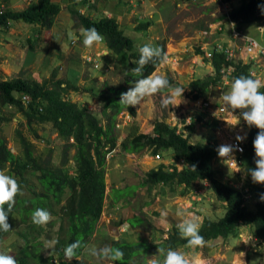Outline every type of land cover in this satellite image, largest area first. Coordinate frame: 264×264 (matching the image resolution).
Here are the masks:
<instances>
[{
    "label": "rangeland",
    "instance_id": "obj_1",
    "mask_svg": "<svg viewBox=\"0 0 264 264\" xmlns=\"http://www.w3.org/2000/svg\"><path fill=\"white\" fill-rule=\"evenodd\" d=\"M242 1L86 0L82 5L78 4V0H53L61 6V12L51 29L25 22H12L8 27L0 28V82L15 79L41 84L56 80L70 82L79 91L70 92L65 97L66 100L88 108L104 125L107 123V116L104 101L98 95L102 93L104 98L111 95V90L122 89H125V93L131 85H126L123 81L124 66L121 57L110 51L104 42L91 49L83 45V27L74 16V11L93 20L114 17L126 35L132 37L138 49L144 44L158 46V43L164 42L168 59L155 73L164 75L171 85L185 89L183 103L178 107H161V101L166 97L157 94L146 103L133 108L136 112L134 116L128 110L118 115L114 129L117 145L106 158V197L102 216L84 254L90 263L109 264L93 257L91 250L112 247L113 240L123 239L130 243L147 241L166 250V247L160 245L164 244L184 218L180 215L182 211L199 217L201 227L206 219L217 221L226 214L227 202L218 199L209 181L198 182L188 188L163 184L154 187L141 185L147 174L160 165L168 172H180L189 168L190 165L184 160H178L174 152L162 151L161 160H157L152 148L130 154L122 146L124 141H130L136 135H153L156 123L163 122L176 128L177 134L188 138L191 143L211 145L216 151L220 145H233L238 135L246 137L241 142L245 151L251 128L242 119L237 126H231L232 117L220 99L223 93L229 91L232 81L223 78L205 92L194 93L190 87L193 81L203 82L216 76L208 56L212 54V50H219L220 47L223 52H229V60L249 65L251 78L264 80V59L256 49L251 52L249 50L252 40L264 46V32L257 30L258 27H264V19L244 23L240 28L236 23L235 28L241 32L236 38L232 37L233 27L227 21L226 16L237 9ZM37 2L38 0H0V11H22ZM147 22H151L147 30L137 29L141 23ZM70 34L78 39L73 41ZM23 97L20 96L22 100ZM234 114L239 116V111ZM190 127L193 129L190 130ZM19 133L33 144L34 157L41 167L67 169L70 175L76 174L73 160L76 148L73 140L66 147L52 125L36 123L28 127L27 120L18 107H0V137L5 139L15 156L23 159ZM242 155L235 152V160H240ZM66 157L68 161L63 165ZM211 165L219 180L243 193L247 206L253 208L256 205L257 200L249 187L251 178L243 161L239 165L240 172L237 173H234V167L229 166V169L218 154ZM11 170L9 164L0 167V171L12 176L18 183L22 179L26 180L25 186L19 184L22 197H31L33 191L40 193V170L30 167L23 177ZM121 195L114 204L113 199ZM65 206L66 201H62L55 208L58 213L50 212L54 219L41 227L43 234L39 236V241L44 244L43 256L58 264L68 261L63 256L55 255V245L50 250L46 243L49 240L57 241L60 235L67 237L69 220L62 212ZM162 213L166 215L162 216ZM130 218H140L144 224L133 227L127 222ZM9 224L11 232L1 239L0 253L17 258L26 245L21 233H24L27 226L18 215ZM237 225L236 235L207 241L203 249L196 250L202 253L206 264H240L242 260L244 264H264V242L254 235L252 227L241 222ZM114 236L119 239H114ZM157 249H149L133 263L148 264L149 259L158 254ZM176 250L191 253V249L187 247ZM241 252L244 253L243 257L235 255ZM159 259L162 264L164 256L159 255Z\"/></svg>",
    "mask_w": 264,
    "mask_h": 264
},
{
    "label": "trees",
    "instance_id": "obj_2",
    "mask_svg": "<svg viewBox=\"0 0 264 264\" xmlns=\"http://www.w3.org/2000/svg\"><path fill=\"white\" fill-rule=\"evenodd\" d=\"M220 1L229 3L232 0ZM85 3L86 0L78 2L82 5ZM261 5H264V0H243L240 6L226 17L236 22L240 28L244 23L264 19V11L259 7ZM60 12L61 6L53 0H38L36 5H30L22 11H0V28H6L12 22H25L51 29ZM73 14L83 29L95 28L104 37V43L108 49L121 57L124 66L123 81L126 85H132L135 80L140 78L131 71L139 59V49L132 37L126 35L117 19L103 17L93 20L77 11H74ZM150 26L151 22L141 23L137 29L147 30ZM158 46L166 53L164 42L158 43ZM212 54L213 57L210 60L215 68L216 76L203 82L193 81L190 87L194 93L207 91L211 85L217 84L223 78H228L230 81L240 76L251 78L249 65L228 60L223 51L212 50ZM160 65L151 63L147 65L144 69V76L154 73ZM72 91L77 92L79 88L63 80L42 84L25 79L0 82V107L5 105L18 107L25 116L28 127H32L36 123L52 125L66 147H69L70 141L73 140L76 148V153L73 156L76 174L70 175L67 169L41 167L34 157L33 144L21 133H19V137L23 148V159L15 156L8 148L5 139L0 137V167L9 164L11 172L16 173L19 177H23L30 167L40 170V175H38L40 193L33 191L32 196L28 198L17 196L16 204L12 212L9 213L8 223L18 215L27 226L24 233H21L26 245L20 250L19 257L15 258L17 264H58L43 256L44 244L39 241L43 229L34 225L31 217L37 208H43L53 214L58 213L55 208L62 201H66L62 212L68 217L69 227L67 237L60 235L57 239L55 255L64 257V249L79 239L82 246L77 254L79 257L82 256L83 249L96 233V226L102 212L105 199L106 158L117 145V138L114 136L116 119L124 110H128L133 116L136 113L133 108L119 103L120 96L125 89L111 90V95L104 98L101 93L98 96L104 101V110L107 116V123L104 125L88 108L66 100L65 97ZM260 91L264 92V88H261ZM20 96L21 98L27 96L29 101L24 103ZM191 129L193 127H190ZM257 134L258 129L252 127L241 157L250 178L249 170L255 168L256 156L253 141ZM122 147L130 154H137L147 148H152L154 155L170 150L175 153L178 160H184L190 165L189 168L180 172L177 170L168 172L163 168V165H160L159 168L152 169L147 174L145 181L141 184L144 187L163 184L170 187L188 188L202 181L211 183L213 192L220 201L227 202V207L226 214L219 220L206 219L204 221L200 234L206 242L218 238L227 239L236 235L238 222L252 227L254 235L264 242V202L260 201L261 194H264V185L254 184L252 180L249 182L250 191L257 201L253 208L247 206L240 190L217 178L211 165L213 158L218 154L215 147L193 144L188 138L177 134L176 128H171L163 122L156 123L153 135H136L130 141H124ZM67 161L66 157L63 165ZM193 165L195 171L191 170ZM19 184L25 186L26 180L22 179ZM121 197L122 195L119 198L115 197L113 203L116 204ZM127 222L133 227L144 224L140 218H130ZM7 233L0 231V241ZM112 243V247L120 248L124 253L123 260L115 262L116 264H134L133 261L146 254L149 249L159 248V245L150 244L147 241L130 243L119 239L118 241L113 240ZM186 243V240L181 239L178 228L175 227L169 238L160 246L166 247V250H176L179 247H185ZM61 263L91 264L89 261L78 260Z\"/></svg>",
    "mask_w": 264,
    "mask_h": 264
},
{
    "label": "clouds",
    "instance_id": "obj_3",
    "mask_svg": "<svg viewBox=\"0 0 264 264\" xmlns=\"http://www.w3.org/2000/svg\"><path fill=\"white\" fill-rule=\"evenodd\" d=\"M259 7L264 11V5ZM232 27L234 28L235 25L233 24ZM257 30L264 32V27H258ZM81 35L83 37L82 43L88 49L104 42V37L95 28L82 29ZM70 38L73 39V41L78 39L72 34H70ZM254 48L258 52H264V47L259 43L254 42ZM251 50L252 49H250V51ZM139 53L140 56L136 62V66L132 68L131 71L135 76L140 78L135 80L125 93L121 94L119 103L129 108H136L146 103L150 97L163 94L166 98L161 101V107H178L183 103L182 97L185 89L171 85L164 75H158L155 72L148 76H144L143 74L145 67L150 63L158 65L167 62L168 57L164 50L159 46L144 44L139 48ZM261 88H264V80L240 76L232 80L229 91L223 93L220 99L223 101L224 108L232 117L231 126H237L242 119L249 128L255 127L258 129V134L253 141L256 156L255 168L249 170V174L254 184L264 185V92L260 91ZM237 111H239V116L234 114ZM245 138L246 137L238 135L236 137V145H220L217 149L218 156L222 159V162L228 168L232 166L236 169L234 173L240 172V167L235 160L234 153L236 151H243L242 148H239V143L243 142ZM191 170L195 171L194 165ZM22 195L23 192L18 181L12 176L7 175L4 171H0V231L5 233L11 232V225L8 223L9 213L12 212L16 204V197ZM260 201L264 202V194H261ZM164 215L166 214L162 213V216ZM180 215L184 218L176 227L179 230L181 239L187 242L185 247L191 249V253L158 248V254L152 256L148 264H161L159 255L164 256L162 264H206V261L202 257V253L196 251L197 249H203L206 244L204 237L200 234L201 226L199 224V217L191 212L183 211ZM101 216L102 212L98 223ZM31 219L34 225L45 227L54 217L49 211L43 208H37L33 211ZM113 238L116 240L119 239L117 236ZM56 243L57 241L55 240H49L46 243V247L52 250ZM81 246L82 243L79 239L69 244L64 249L65 260L89 261V259L84 256L86 248L83 249L82 256H78L77 253ZM91 255L100 261H107L109 264L122 261L124 257V253L120 248L111 246H104L99 249L93 248L91 250ZM235 255L243 257L244 253L241 252ZM0 264H17V261L12 255L0 253ZM240 264H244V260L240 261Z\"/></svg>",
    "mask_w": 264,
    "mask_h": 264
},
{
    "label": "built area",
    "instance_id": "obj_4",
    "mask_svg": "<svg viewBox=\"0 0 264 264\" xmlns=\"http://www.w3.org/2000/svg\"><path fill=\"white\" fill-rule=\"evenodd\" d=\"M82 1L83 0H78V2H82ZM192 1L193 2H199L200 0H192ZM227 21L230 22L232 25L234 24L236 26V22L232 21L230 18H228ZM240 34H241V32H240V30L238 28H235V27L232 28V37L233 38H236V36H239ZM233 35H235V36H233ZM254 42L257 43L255 40L250 41V46H251L250 49H255L254 48ZM262 47H264V46H262ZM221 51H223L222 47H220V49L218 50V52H221ZM224 53L227 55L228 60L231 59V58H229V52L227 50L224 51ZM258 53L264 59V52H258ZM208 57L211 59L213 57V54L210 53ZM23 101H24V103H27L28 102V97L27 96H24L23 97ZM236 144H237V141L235 140L234 143H233V145H236ZM239 148H242L243 151L242 152L241 151H236V153L237 154H243L244 153V145L242 143H239ZM155 159L161 160V155L160 154L155 155ZM236 162H237L238 166L240 164H242L241 159L240 160H236Z\"/></svg>",
    "mask_w": 264,
    "mask_h": 264
}]
</instances>
